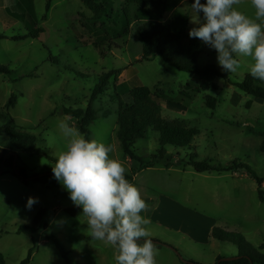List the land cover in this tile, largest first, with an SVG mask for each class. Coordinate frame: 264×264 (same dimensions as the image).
Returning <instances> with one entry per match:
<instances>
[{"label":"rangeland","instance_id":"1","mask_svg":"<svg viewBox=\"0 0 264 264\" xmlns=\"http://www.w3.org/2000/svg\"><path fill=\"white\" fill-rule=\"evenodd\" d=\"M128 2L114 0L113 12L106 18L96 16L80 0H53L49 13L46 0H0V34L7 37L0 40V67L8 69V73L0 74V148L10 151L5 127L13 120L35 137L38 151L14 149V171L24 169L28 178L53 173L58 155L66 147L58 124L63 121L77 128L76 119L66 115L65 110L85 111L98 77L117 71L106 92L93 102L98 118L89 130L90 140L112 147L109 156L123 162L125 174L139 163L125 157L117 139L116 90L125 101L135 87L150 88L158 97L156 102L164 117L186 122L199 132L191 147L167 146L165 160L139 172L132 183L149 206L142 215L151 219L147 227L149 239L158 246L157 264H216L218 258L238 257L237 245L212 238L214 228L238 234L254 248L264 247V201L260 200L256 180L245 169L236 173H198L188 164L192 155L213 165L236 162L249 165L264 179V153L260 151L264 100L236 86L250 74L251 57L234 56L240 67L231 72L229 81L217 78V89L211 87L199 93L188 106L170 102L163 96L177 98L193 75L159 57L143 60L137 26L146 21L167 22L179 12L188 15L190 26L196 27L203 13L196 14L191 9L194 0H167L165 6L152 9L147 20L140 21L139 7ZM235 7L254 16L251 0H242ZM124 9L129 13L128 27L124 24ZM82 20L91 27L93 23L104 25L110 31L98 28L97 34L92 33L82 26ZM36 28L45 30L39 38L11 39L28 35ZM119 33L122 37L113 39ZM93 41L106 43L105 56L91 44ZM198 64L222 69L217 52L208 45ZM13 94L17 104L8 110L5 106ZM210 97L216 101L214 109L208 106ZM107 111L111 114L104 117ZM158 139L159 134L149 130L144 139L136 142L135 154L146 162L152 160L159 153ZM0 172V253L6 264H21L32 249L29 264H115L114 249L91 237L82 207L73 203L62 182L58 190H49L41 183H25L7 167L0 166ZM261 190L264 197V183ZM165 193L168 196L160 203ZM29 197L38 198L31 209L26 207ZM155 213L156 218H162V224L151 218ZM39 214L40 226L35 234L19 232L20 226H30ZM49 237L58 240L68 260Z\"/></svg>","mask_w":264,"mask_h":264},{"label":"trees","instance_id":"2","mask_svg":"<svg viewBox=\"0 0 264 264\" xmlns=\"http://www.w3.org/2000/svg\"><path fill=\"white\" fill-rule=\"evenodd\" d=\"M86 7L96 13V16L109 17L113 12L114 0H80ZM53 0H46V13H49ZM129 4H136L139 7L140 15L138 19L140 21L147 20L148 14L152 9L163 7L166 5L167 0H129ZM128 9H124L125 26L128 27L130 23ZM127 20V21H126ZM81 24L86 30L97 34L98 28L103 29L104 32L110 31L104 25L98 26L93 23V26L89 22L82 20ZM34 27L35 23L32 24ZM125 27V28H126ZM193 27L190 26V18L188 15L176 12L172 15L167 22L146 21L137 26V34L143 45V60H150L156 57L162 58L169 65L175 67L177 70L190 73L193 78L185 85L179 96L175 99H168L170 102H175L180 105L188 106L201 92L208 90L209 88L217 89L215 80L222 78L229 81L231 72H225L222 69L213 65H206L201 67L198 64L199 58L207 49V45L197 38L189 37V30ZM43 28H36L33 32L24 36L12 37V40L22 41L28 38H39L40 34L44 33ZM117 35V38H115ZM113 39H120L122 34H116ZM110 35L108 34V37ZM119 37V38H118ZM7 39L4 35L0 34V40ZM96 49L100 51L102 56H105L106 43L103 41H93L91 43ZM112 44V42H111ZM8 73L6 67H0V74ZM117 73V71H110L103 73L98 77V84L93 91L90 103L87 109H66L65 114L72 116L76 119L77 129L90 140L91 131L89 126L97 120L98 113L93 108V102L101 94H104L107 90L111 78ZM117 82V79H115ZM117 85V84H116ZM236 86L246 93L247 95L264 100V81L253 78L251 74L246 75L241 83ZM117 87V86H116ZM115 98L118 102V131L117 139L121 144L123 153L127 159L131 161H137L138 167H132L130 174H125L126 179L131 183L134 182L136 175L145 170L154 167L158 162H162L166 157V147L174 146L177 148L191 147L194 139L199 135L197 129L189 126L186 122L180 120H170L163 116L162 110L159 107L156 99L158 97L152 92V90L145 86H138L129 92V97L122 101L116 90ZM17 104V96L13 94L7 102L5 108H14ZM208 106L215 108L216 101L214 98H208ZM111 112L107 111L103 115L104 117L110 116ZM149 130H153L159 134V153L154 156L152 160L146 162L141 157L135 154L134 146L140 139H144ZM5 132L10 138V151L0 148V166L7 167L11 170L14 176H17L25 183L30 182L24 169L15 168L16 154H13L14 149H22L30 153L38 152L35 150V137L31 134L24 132L22 128L17 126L13 120L5 127ZM260 151L264 153V138L260 145ZM9 153V154H8ZM6 155V156H5ZM196 172L198 173H224V172H238L245 169L248 174L256 180L259 184V197L261 201H264L263 191L261 190L264 183V179L260 178L257 173L249 166L243 164H237L233 162L231 165H213L208 161H198L197 155H192L188 162ZM35 183H41L49 190H58L60 188V181L54 178L53 173H45L36 175L33 180ZM67 213L75 215V210L66 209ZM39 214L30 226H20L19 232H23L28 235H33L38 231L40 226ZM46 227V226H45ZM212 238L217 240H224L233 243L239 248V255L234 259H221L218 258L216 264H264V247L254 248L243 237L232 232H226L220 228H214L212 230ZM57 249L61 252L65 260L67 258V252L58 242L55 237H49ZM168 245V244H165ZM168 247H172L168 245ZM33 249L30 251L26 260L21 264H29L32 257ZM0 264H6L5 257L0 253ZM189 264H196L189 262Z\"/></svg>","mask_w":264,"mask_h":264},{"label":"clouds","instance_id":"3","mask_svg":"<svg viewBox=\"0 0 264 264\" xmlns=\"http://www.w3.org/2000/svg\"><path fill=\"white\" fill-rule=\"evenodd\" d=\"M242 0H194L191 9L203 13V20L189 30L217 52L218 65L225 72L240 67L234 56L251 57L250 74L264 81V0H251L255 9L250 17L237 7ZM58 128L66 139L52 168L54 178L62 182L76 206L82 207L88 231L93 239L114 249L115 264H157V249L142 215L148 205L137 186L126 179V167L110 158L112 147L95 139L88 140L75 127L60 122ZM38 198L29 197L31 209Z\"/></svg>","mask_w":264,"mask_h":264},{"label":"crops","instance_id":"4","mask_svg":"<svg viewBox=\"0 0 264 264\" xmlns=\"http://www.w3.org/2000/svg\"><path fill=\"white\" fill-rule=\"evenodd\" d=\"M149 169H150V168H149ZM141 172H142V171H141ZM167 196H168V195H166V193L162 195V198H161V196H160V198H159V199H160V200H159L160 203H161V200H162L163 198L166 199ZM169 199H170V198H169ZM160 203H159V204H160ZM159 206H160V205H159ZM156 216H157V214L155 213L151 218L155 219ZM154 222H155L156 224H162L163 221H162V218H156V221H154ZM208 231H209V230H208ZM162 240H163V239H162ZM159 242H160V241H159ZM155 247L158 248V246H155Z\"/></svg>","mask_w":264,"mask_h":264},{"label":"water","instance_id":"5","mask_svg":"<svg viewBox=\"0 0 264 264\" xmlns=\"http://www.w3.org/2000/svg\"><path fill=\"white\" fill-rule=\"evenodd\" d=\"M0 174H2V172H0ZM35 177H32V178H29V180L31 181V180H33ZM230 259H234V258H229V259H227V260H230Z\"/></svg>","mask_w":264,"mask_h":264}]
</instances>
